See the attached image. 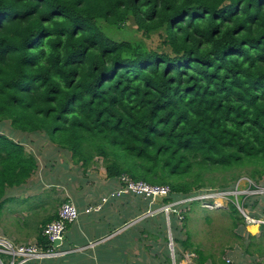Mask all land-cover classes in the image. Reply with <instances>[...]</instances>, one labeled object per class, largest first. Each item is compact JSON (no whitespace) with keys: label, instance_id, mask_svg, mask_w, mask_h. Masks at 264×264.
<instances>
[{"label":"trees","instance_id":"1","mask_svg":"<svg viewBox=\"0 0 264 264\" xmlns=\"http://www.w3.org/2000/svg\"><path fill=\"white\" fill-rule=\"evenodd\" d=\"M128 23L143 37L159 33V46L126 38ZM3 125L86 165L101 156L107 177L166 185V203L207 186L228 189L242 174L256 183L264 174V0H0ZM35 168L1 131L0 207L5 190ZM258 201L243 202L244 212L254 216ZM228 207L232 226L244 224L233 200ZM51 218L37 228L44 247Z\"/></svg>","mask_w":264,"mask_h":264},{"label":"rangeland","instance_id":"2","mask_svg":"<svg viewBox=\"0 0 264 264\" xmlns=\"http://www.w3.org/2000/svg\"><path fill=\"white\" fill-rule=\"evenodd\" d=\"M117 37L121 38V35L117 34ZM125 37L142 38L151 48H157L162 39L159 33L143 37L131 23H128ZM3 126H0L2 128L0 132L10 135L12 133L10 126ZM46 140L40 139L41 147H50V144L45 142ZM48 151L51 149L47 148L45 153ZM93 162L95 163L94 168L91 167L95 170L93 173L102 178L105 172L102 157L94 156ZM226 174L228 175L229 172L227 171ZM247 179L253 181L242 174L240 179L228 189L207 186L196 190L188 197L178 198L167 203L158 202L156 198L155 200L151 197L146 198L147 202L154 204L150 208H144L142 204H139V214L132 215L135 217L132 218L128 230L126 229L123 233L124 236H127L126 233H128V236L132 238L131 246L129 249V246L122 248L123 251L127 249L130 253L139 255L129 259L132 263L138 259L143 264H264V228L257 223L247 224L246 220L244 224L232 226L231 216L235 215V212L228 207L235 196L238 198L241 192L247 190ZM33 182H36V178H33L31 183L27 182V188L22 193H17L12 201L0 209V235L14 240V243L36 241L37 228L41 225V219L52 214L64 200L58 193L60 187L45 186L46 189L53 188V191L49 193L50 196L43 195L48 199L42 197L38 202L40 206L31 208L33 201L26 198L36 192L35 188H30ZM256 183L264 185V174ZM230 195L233 197L229 198ZM257 198L259 201L255 207L251 208V212L255 214L254 217L264 220V194L256 197L251 195V198L244 199V202H248L251 207L254 199ZM191 200H197V203L192 205ZM175 201L177 202L175 203ZM184 215H186L185 218ZM149 216L161 218L164 222H154ZM147 219L146 225L137 224L141 220L146 221ZM252 225L256 228L254 229ZM126 226L128 225H124L122 228ZM75 227V222L68 225L63 233L64 245L62 243L58 249H69V246H73L72 238L76 237ZM72 228H74L73 232L70 231ZM186 231L189 233V244L183 247L179 241L187 237ZM126 243L127 240H124L125 246H127ZM195 248L202 250L206 255L204 261L200 262ZM66 251L70 253L75 250ZM0 256L7 264L10 257L3 253H0ZM222 261L224 262L222 263Z\"/></svg>","mask_w":264,"mask_h":264},{"label":"crops","instance_id":"3","mask_svg":"<svg viewBox=\"0 0 264 264\" xmlns=\"http://www.w3.org/2000/svg\"><path fill=\"white\" fill-rule=\"evenodd\" d=\"M10 135H12L15 141L19 140L24 146L25 152L34 157L36 168L27 181L21 186L8 187L5 190V196L3 197L4 202L0 209L6 203L12 201L17 193H22L27 188V184L29 182L31 183L33 178H36V182H33L30 187L35 188L36 192L31 193L26 198H30L29 201H33V206L31 208L40 206L38 202L41 201L40 199H42V197L48 199L43 195L50 196L49 193L53 191V188L46 189L45 186L55 187L56 185L60 187L58 192L60 197H63L64 200L66 198L72 200L80 211L79 218L75 221L76 237L72 238L73 246H69V249L76 248L77 250L70 252L72 254L67 252L63 256L31 260L23 264L142 263L139 262L138 259L133 261V263L129 260L139 255L130 253L127 249L123 251L122 248L128 246V249L130 248V240H132V238L126 233L127 238L124 239V235L120 233L124 232V230L130 226L132 218L135 217L132 215L134 213L139 214V204H142L144 208H150L154 203L147 202L145 200L146 198L134 194H123L110 198L109 193L118 186L117 177H107L106 172H104L102 178L94 174V162L86 165L83 164L82 161H76L72 158L68 150L59 148L48 140L45 142L50 144V147H41L40 139L43 141L44 139L38 136H36V138L35 135H26L19 132H12ZM44 148H50L51 151L45 153L46 149ZM91 167L93 168L91 169ZM38 178L39 180L37 181ZM103 196L108 197V199L103 202L100 210L88 213L84 212L86 207L99 203ZM256 196L262 195H254V197ZM17 198L20 199V197ZM248 198H251V196H248ZM161 202H163V200ZM57 209L49 215L52 217L51 219L56 217ZM124 225L128 226L122 228ZM253 227L254 229L256 228V226ZM73 229L74 228L70 229V231L73 232ZM3 237L15 242L6 236ZM124 240H127V246L124 245ZM68 242L70 241L68 240Z\"/></svg>","mask_w":264,"mask_h":264},{"label":"built area","instance_id":"4","mask_svg":"<svg viewBox=\"0 0 264 264\" xmlns=\"http://www.w3.org/2000/svg\"><path fill=\"white\" fill-rule=\"evenodd\" d=\"M118 186L109 193V197L121 196L125 194L140 195L144 198L151 197L155 200L156 197H167L170 189L166 185L150 184L142 180H134L128 174H121L118 178ZM248 180V179H247ZM247 190L241 192L245 196L262 195L264 194V185H259L253 181L248 180ZM108 197H101L99 203L88 206L84 212L97 211L102 208L103 202L107 201ZM235 196L233 202L239 212H241L247 224L264 223L263 219L248 215L244 212L242 203L244 202ZM240 200V201H239ZM177 201H175L176 203ZM80 215L77 206L70 199L63 200L58 209L56 217L45 223L42 226L41 233L47 239L46 247L40 245L37 241L29 243H14L9 239L0 235V253L10 257L8 264H23L30 260H40L43 258L59 257L67 253L64 249H58L63 242V233L69 224L75 222ZM59 240L60 244L54 245V241ZM74 250H77L73 248ZM70 250V249H68ZM0 264H5V261L0 256Z\"/></svg>","mask_w":264,"mask_h":264},{"label":"water","instance_id":"5","mask_svg":"<svg viewBox=\"0 0 264 264\" xmlns=\"http://www.w3.org/2000/svg\"><path fill=\"white\" fill-rule=\"evenodd\" d=\"M156 200L162 201L161 197H156ZM57 244H60V241L59 240H55L54 241V245H57Z\"/></svg>","mask_w":264,"mask_h":264}]
</instances>
